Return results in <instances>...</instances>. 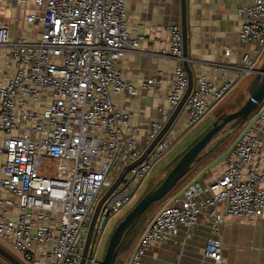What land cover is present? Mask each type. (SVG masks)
Returning a JSON list of instances; mask_svg holds the SVG:
<instances>
[{
  "label": "built area",
  "instance_id": "1",
  "mask_svg": "<svg viewBox=\"0 0 264 264\" xmlns=\"http://www.w3.org/2000/svg\"><path fill=\"white\" fill-rule=\"evenodd\" d=\"M19 1L31 34L13 39L0 0V48L9 51L12 67L0 88V190L10 196L0 198V245L22 264H81L98 201L158 138L189 87L183 34L179 25L168 26L166 55L177 63L167 95L170 113L151 121L143 134L113 100L138 96L118 66L143 40L129 30L128 0ZM230 1L239 4V41L253 49L235 63L212 64L214 79L195 76L178 121L187 130L211 117L264 62V0ZM161 83L154 77L142 88ZM172 145L168 135L161 139L105 201L85 264H99L96 252L107 224L127 214ZM224 163L220 178L192 181L164 200L128 264H146L153 244L174 241L183 228L189 238L201 218L212 231L205 257L222 264L221 226L228 219L264 220V101Z\"/></svg>",
  "mask_w": 264,
  "mask_h": 264
},
{
  "label": "crops",
  "instance_id": "2",
  "mask_svg": "<svg viewBox=\"0 0 264 264\" xmlns=\"http://www.w3.org/2000/svg\"><path fill=\"white\" fill-rule=\"evenodd\" d=\"M19 4V0H5L1 10V17L10 26L13 39L25 35L29 37L31 34V27L25 23L24 11ZM11 6L14 7L13 10H9ZM187 6L189 51L191 60L197 62L193 65L196 77L204 75L207 79H214L215 75L210 68L212 64L235 63L243 54L252 52L251 45L239 41L242 26V21L237 15L239 4H234L230 0H223V3L217 0H187ZM127 16L130 32L142 37L143 40L140 49L129 51L119 61L118 66L124 79L137 88L138 96L130 98L126 94H121L114 96L113 100L119 110L131 115L133 125L145 134L151 121L160 120L170 113L167 95L177 63L167 56L170 48L168 26L179 25L182 30L181 0H128ZM8 54L7 49L0 48V88L6 85L12 70L7 58ZM154 77L162 79L161 85L157 88H142L144 81ZM247 79L243 80L232 93ZM185 117L184 114L183 120ZM257 132L262 133L261 130ZM170 139L175 140L172 137ZM169 158L171 156L167 154L158 164L147 180L148 185L147 182L145 183L142 189L144 192L163 179L169 165L163 167L157 175L154 174ZM208 158L212 157L204 158L198 169L204 168L205 160ZM224 168L223 161L220 166L202 175L198 181L203 184L213 182L221 177ZM200 173L201 171L198 173L199 177ZM2 177L0 166V179ZM193 180L173 192L183 190ZM6 197L10 196L0 190V198ZM189 232H191L189 238H187L188 230L183 228L174 241L153 244L145 255L144 262L146 264H215L205 257V247L212 236V231L207 227L204 219H199L196 227ZM141 234L133 241L128 251L119 256L120 264H128ZM219 237L222 243V264H264L263 219H257L254 223L243 219H228L221 226Z\"/></svg>",
  "mask_w": 264,
  "mask_h": 264
},
{
  "label": "water",
  "instance_id": "3",
  "mask_svg": "<svg viewBox=\"0 0 264 264\" xmlns=\"http://www.w3.org/2000/svg\"><path fill=\"white\" fill-rule=\"evenodd\" d=\"M181 26L184 41V58L185 68L189 74V87L183 96L182 101L172 113L170 119L166 123L164 129L161 131L158 138L147 149L142 157L126 167L119 179L108 190L107 193L98 201L94 211L86 249L83 254L81 264L86 263L88 252L93 239L94 228L105 201L114 193L118 186L122 183L125 175L134 167L143 162L145 157L153 150L157 143L163 139L173 130L178 124L179 118L182 115L184 105L188 99L195 80V71L191 64V56L189 51V24H188V6L187 0H181ZM249 98L245 104L234 113H223L220 117L221 123L215 121L211 127L192 147L186 149L183 154H180L170 164L171 170L161 180L159 185L149 191L136 205L119 221L115 230L113 231L101 264H116V260L120 253L122 241L128 235L130 230L141 220L143 215L151 208L152 205L163 201L169 194H171L178 186V184L209 154L215 152L218 147L225 142L228 137L233 134L241 125H243L248 118L258 109L259 105L264 101V62L254 77L249 87ZM0 257L8 264H22L16 257L0 246ZM0 264H5L0 259Z\"/></svg>",
  "mask_w": 264,
  "mask_h": 264
},
{
  "label": "rangeland",
  "instance_id": "4",
  "mask_svg": "<svg viewBox=\"0 0 264 264\" xmlns=\"http://www.w3.org/2000/svg\"><path fill=\"white\" fill-rule=\"evenodd\" d=\"M20 5V4H19ZM253 78H248L246 81H244L230 96H228L221 104L220 106L213 112L211 117L205 118L195 129L192 130H185V128H181V123L179 122L175 128H173V132H169L168 138L170 137L175 138L173 141V145L171 147L170 152L168 153L171 158H169L164 164H162L158 170H156V173L154 175H157L158 172L163 168L169 165L175 158H177L180 154H182L190 145L193 144L194 141H196L200 136H202L204 133H206L209 129H211L213 123L217 121L218 117H221L223 113H234L238 111L246 102V100L249 98V87L253 81ZM217 118V119H216ZM185 124V122H184ZM243 125H241L233 134H231L228 139L223 142L215 151L214 153L209 154L208 156H211L212 158H208L205 160L204 168L202 167V170L198 166L199 164L178 184L177 188L175 190H178L179 187L186 185L189 181H198L202 175L207 174L210 172L213 168H217L220 166V164L226 159L229 148L238 140L240 133L242 131ZM207 156V157H208ZM201 164V163H200ZM201 171V176H198V173ZM45 170L42 168L41 173H44ZM168 171L165 170L164 177L166 176ZM153 175L151 176V178ZM155 178V177H154ZM148 185V182L147 184ZM144 193V190H142L138 196V198L134 201L133 205L126 211L128 213L134 205L140 200ZM163 202L158 203L154 206L152 212L150 213L149 218H151L154 214H156L160 208L162 207ZM120 219L113 220L110 223L107 224L106 230L104 233V236L99 244V247L96 252V259L99 264H101L108 241L115 230L116 226L118 225ZM1 246V245H0ZM3 247V246H1ZM5 249V247H3ZM7 250V249H5ZM8 251V250H7ZM11 253L10 251H8ZM12 254V253H11ZM13 255V254H12ZM14 256V255H13ZM15 257V256H14Z\"/></svg>",
  "mask_w": 264,
  "mask_h": 264
},
{
  "label": "trees",
  "instance_id": "5",
  "mask_svg": "<svg viewBox=\"0 0 264 264\" xmlns=\"http://www.w3.org/2000/svg\"><path fill=\"white\" fill-rule=\"evenodd\" d=\"M205 134V133H204ZM203 134V135H204ZM202 135V136H203ZM202 136H200L196 141H194L193 142V144L192 145H190L187 149H189L190 147H192ZM184 153V152H183ZM182 153V154H183ZM171 168H172V166H170V167H168L167 169H166V171H168L167 172V174L169 173V171L171 170ZM167 174H166V176H167ZM165 176V177H166ZM163 179H165V178H163ZM162 179V180H163ZM159 185V183L157 184V185H154V186H151V187H149L144 193H143V195H142V197H144L149 191H151V190H153V189H155L157 186ZM142 197L140 198V199H142ZM162 202V201H161ZM161 202H159V203H161ZM156 204H158V203H156ZM156 204H154V205H152L151 206V208L143 215V217L141 218V220L130 230V232L128 233V235L124 238V240L122 241V244H121V248H120V253H119V256L121 255V254H123V253H125V252H127L128 251V249L130 248V246H131V244L133 243V241L135 240V239H137L138 238V236L142 233V231H143V229H144V227H145V225H146V223H147V221L149 220V216H150V213L152 212V210H153V208H154V206L156 205ZM119 256H118V258H117V260H116V264H120L119 263Z\"/></svg>",
  "mask_w": 264,
  "mask_h": 264
},
{
  "label": "flooded vegetation",
  "instance_id": "6",
  "mask_svg": "<svg viewBox=\"0 0 264 264\" xmlns=\"http://www.w3.org/2000/svg\"><path fill=\"white\" fill-rule=\"evenodd\" d=\"M218 121H219V123H221V120H220V117L218 116V119H217ZM0 259L5 263V264H8L7 262H5V260H3L1 257H0Z\"/></svg>",
  "mask_w": 264,
  "mask_h": 264
}]
</instances>
